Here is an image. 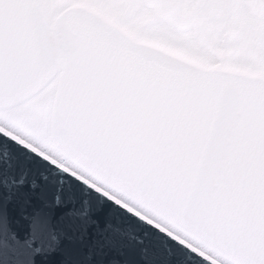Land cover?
<instances>
[{
  "label": "snow or ice",
  "instance_id": "obj_1",
  "mask_svg": "<svg viewBox=\"0 0 264 264\" xmlns=\"http://www.w3.org/2000/svg\"><path fill=\"white\" fill-rule=\"evenodd\" d=\"M0 264H264V0H0Z\"/></svg>",
  "mask_w": 264,
  "mask_h": 264
}]
</instances>
